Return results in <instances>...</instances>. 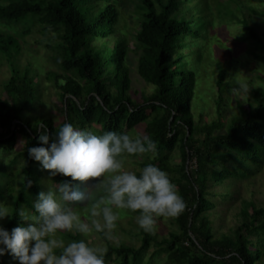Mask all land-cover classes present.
Masks as SVG:
<instances>
[{
    "label": "trees",
    "instance_id": "obj_1",
    "mask_svg": "<svg viewBox=\"0 0 264 264\" xmlns=\"http://www.w3.org/2000/svg\"><path fill=\"white\" fill-rule=\"evenodd\" d=\"M120 1L0 0V67L7 63L11 71L4 84L7 96L0 94V203L9 204L13 213L22 207L34 211V202L44 191L43 179L51 178L55 187L72 179L63 174L51 176V170L43 169L29 156L30 147L42 144L38 140L42 124L47 125L49 133L58 131L64 122L88 130L99 125L96 128L101 133L143 127L138 136L157 141V149L143 154L142 167L153 163L167 171L188 207L172 218L177 229L170 231L169 237L159 239L157 232L141 229L142 243L136 246L124 241L115 243L104 236L108 242L106 264H143L153 245L156 250L152 257L166 254L171 264L264 262V207L244 200L242 221L232 233L216 237L209 217L215 203L208 196L209 181L223 183L228 177L249 174L250 164L257 168L263 164L264 86L253 92L248 107L238 103L241 112L227 123L222 114L230 82L226 80L228 69L221 67L217 78L219 119L196 121L193 101L200 65L193 51L186 49L194 50L192 45L201 39L200 3L128 0L139 23L131 48L125 34H117ZM256 11L251 7V12ZM242 22L246 28L244 38L254 39L262 50L258 57L264 60V40L248 20ZM36 27L47 35L50 57L59 70L44 71L35 56H25L22 43ZM132 52L136 53L140 78L155 86L152 93L143 94V99L132 94ZM192 63L196 67H190ZM41 74L59 88L61 122L50 114H33L42 103ZM224 126L226 130L218 132ZM19 138L23 145L12 156ZM177 148L181 151L179 163L171 156ZM228 158L234 162L232 168L224 164ZM99 186L93 185L94 194L106 195L103 189L102 193L96 192ZM89 207L85 204L76 210L88 212ZM20 223L27 226L29 222L15 214L3 226L11 230ZM61 235L67 242L88 240L81 234ZM13 260L5 254L0 264Z\"/></svg>",
    "mask_w": 264,
    "mask_h": 264
},
{
    "label": "clouds",
    "instance_id": "obj_2",
    "mask_svg": "<svg viewBox=\"0 0 264 264\" xmlns=\"http://www.w3.org/2000/svg\"><path fill=\"white\" fill-rule=\"evenodd\" d=\"M240 85V89L247 88ZM41 128L38 140L42 144L30 147L29 156L51 170V176L63 174L72 179L55 190L39 192L34 211L22 207L13 213L0 203V221L15 214L22 221H32L11 230L0 223V257L9 254L20 264H106V247L87 239L66 242L61 233L87 238L99 232L114 239L120 210H128L137 213L145 232L155 234L160 217L176 218L187 209L178 185L158 165L148 163L139 174L126 169V154L156 151L157 141L151 137L115 130L98 134L71 122H64L54 133H49L47 125ZM89 180L92 182L84 183ZM97 182L106 195L94 194ZM85 204L90 205L89 219L76 210Z\"/></svg>",
    "mask_w": 264,
    "mask_h": 264
},
{
    "label": "rangeland",
    "instance_id": "obj_3",
    "mask_svg": "<svg viewBox=\"0 0 264 264\" xmlns=\"http://www.w3.org/2000/svg\"><path fill=\"white\" fill-rule=\"evenodd\" d=\"M189 2L200 3L202 12L198 13L201 16L200 21L203 27L201 39L191 47L194 50L186 49L187 52L193 51L194 58L200 65L197 69V94L193 101L195 120L200 123H210L219 119V86L217 85V78L221 67H226L228 69L226 80L230 82V86L224 94L225 101L223 102L222 115L225 122L228 123L232 117L241 112L238 103L248 107L249 103L253 102V92L264 86L262 79L264 77V60L258 57L262 50L254 44V39L244 38L246 28L242 22L243 19L248 20L249 24L257 30L264 40V15L262 13L264 0H189ZM120 4L121 19L118 24L117 34H125L129 46L133 48V34L139 27L137 22L138 14L134 10L133 4L129 3L128 0H121ZM251 7H256L258 12H251ZM25 41L22 45L25 49L26 57L35 56L43 66L44 71L49 69L59 70L50 57L51 49L47 46V35L40 32L38 27L25 36ZM111 45H114L113 39ZM135 55L136 53L132 52L129 59L133 77L132 94L134 98L143 99V94L152 93L155 86L146 83L140 78L136 69L137 57ZM189 66L196 67L194 63L189 64ZM41 75L42 103L33 114L34 116H40L42 113L50 114L57 122H61L63 116L61 113L59 88L53 80H48L44 74ZM10 76V68L7 63H4L0 67V94L4 96H7L4 91V84ZM240 82L246 84L247 88L240 89ZM96 127L100 128L99 125H96ZM96 127L90 130L101 134ZM225 130L226 127L224 126L218 132ZM125 131L136 137L143 132V127L133 130L126 129ZM23 142L21 138L18 139L16 150L12 151V156L20 149ZM142 156L143 154H126V169L136 172L140 171L143 168L140 163ZM171 156L172 161L179 163L181 161L180 149L177 148ZM233 163V160L229 158L224 161V164L230 168H232ZM250 163L248 162V164ZM250 165L251 172L247 175L228 177L223 183L209 181L208 189L210 194L208 196L215 203L214 207L209 211V217L216 237L232 233L242 221L241 209L244 200H253L258 206L264 207V162L259 168L256 165ZM19 168V165L16 164L15 170ZM240 172L242 171L240 170ZM91 182L89 180L86 183ZM43 184L45 192L53 189V187L54 190L58 188L55 187L51 178L43 179ZM97 184L99 183L97 182L93 185ZM99 191L103 192L101 185L96 192L99 193ZM5 205L9 208V204L5 203ZM80 214L85 219L90 218L89 211H81ZM7 218L0 221V223H5ZM28 222L32 223V221ZM141 229L137 222V213L120 210L117 227L113 230L114 239L111 240L115 243L124 241L140 246L142 243ZM174 229H177V227L173 223L172 218L160 217L158 219L156 232L159 234V239L169 237V232ZM65 241L67 242L66 239ZM88 241L93 245L108 247V242L103 233L94 232L88 237ZM155 250L156 246L153 245L145 254L143 264H148L149 262L171 264L167 260L166 254L152 257ZM9 264H20V262L14 259ZM260 264H264V262Z\"/></svg>",
    "mask_w": 264,
    "mask_h": 264
}]
</instances>
